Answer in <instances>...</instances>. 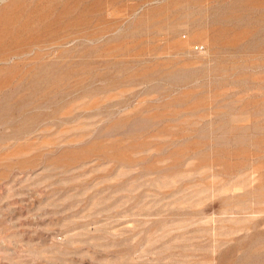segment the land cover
<instances>
[{"label": "rangeland", "instance_id": "rangeland-1", "mask_svg": "<svg viewBox=\"0 0 264 264\" xmlns=\"http://www.w3.org/2000/svg\"><path fill=\"white\" fill-rule=\"evenodd\" d=\"M0 264H264V0H0Z\"/></svg>", "mask_w": 264, "mask_h": 264}, {"label": "built area", "instance_id": "built-area-1", "mask_svg": "<svg viewBox=\"0 0 264 264\" xmlns=\"http://www.w3.org/2000/svg\"><path fill=\"white\" fill-rule=\"evenodd\" d=\"M203 50H204V46L203 45H197V46H195V51L202 52Z\"/></svg>", "mask_w": 264, "mask_h": 264}]
</instances>
